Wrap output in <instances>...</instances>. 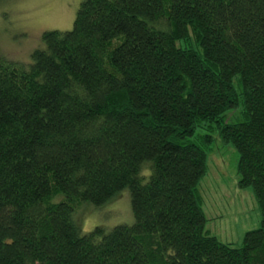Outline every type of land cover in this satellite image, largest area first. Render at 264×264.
<instances>
[{"label":"trees","instance_id":"trees-1","mask_svg":"<svg viewBox=\"0 0 264 264\" xmlns=\"http://www.w3.org/2000/svg\"><path fill=\"white\" fill-rule=\"evenodd\" d=\"M79 6L0 57V264H264V0ZM216 138L260 210L238 248L205 230ZM126 188L133 224L83 234L77 206Z\"/></svg>","mask_w":264,"mask_h":264},{"label":"rangeland","instance_id":"rangeland-1","mask_svg":"<svg viewBox=\"0 0 264 264\" xmlns=\"http://www.w3.org/2000/svg\"><path fill=\"white\" fill-rule=\"evenodd\" d=\"M84 0H1L0 57L28 65L32 51L43 48L46 31H69L79 5ZM239 154L234 146L213 141L208 172L198 185L206 219V231L219 241L241 246L245 233L260 225V210L251 187L237 186ZM148 174V173H147ZM82 233L101 227L109 231L117 225H132L130 191L126 188L103 206L82 202L74 212Z\"/></svg>","mask_w":264,"mask_h":264}]
</instances>
